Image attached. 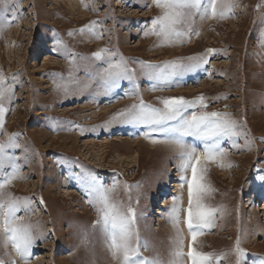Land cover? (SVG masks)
<instances>
[{"label":"rangeland","instance_id":"rangeland-1","mask_svg":"<svg viewBox=\"0 0 264 264\" xmlns=\"http://www.w3.org/2000/svg\"><path fill=\"white\" fill-rule=\"evenodd\" d=\"M237 5L229 18L197 15L193 29L199 35L170 45L144 35L161 14L152 0H9L0 9V23L10 22L0 33V73L12 93L0 143L18 134L19 145L6 149L19 174L5 191L29 202L18 213L22 223L33 225L28 264H115L99 230L91 227L97 212L87 202V178L118 185L114 198L136 210L135 228L147 244L142 257L159 256L165 264L177 233L175 205L187 253L188 186L182 176L190 180L191 170L181 171L175 146L146 139L145 125L112 120L141 98L163 108L160 101L170 97L197 101L186 116L218 112L238 126V136L221 141L224 161L232 167L201 163L205 183L215 189L205 203L222 206L224 216L217 213L215 226L204 230L195 247L228 253L220 264H236L239 238L241 264H264V0ZM92 21L95 35L79 31ZM102 48L119 53L113 62L124 57L132 79L105 88L97 73L107 63L92 55ZM166 62H175V70L165 68ZM142 63L172 74L156 79ZM184 140L203 154V141ZM0 260L23 264L11 246L0 245Z\"/></svg>","mask_w":264,"mask_h":264},{"label":"snow or ice","instance_id":"snow-or-ice-1","mask_svg":"<svg viewBox=\"0 0 264 264\" xmlns=\"http://www.w3.org/2000/svg\"><path fill=\"white\" fill-rule=\"evenodd\" d=\"M152 2L161 10V14L152 19L151 27L145 31L144 35L146 37L154 35L160 39L162 44L168 45L182 42L194 33L193 25L197 15L200 19L229 18L234 7L238 6L237 0H152ZM8 3L9 0H0V9L6 10ZM95 25L96 21H92L79 31L81 33L88 31L95 35ZM7 26H10L7 20L0 23V33ZM194 34L199 35L198 32ZM92 55L97 61L107 63V67L97 73L106 89L115 87L122 79H132L129 75L127 61L122 55L118 61L113 62L112 57L118 56L119 53L109 52L107 48H102ZM142 67L150 76L160 80H166L172 74V72L165 74L163 69H158L151 64L142 63ZM164 67L174 71L176 64L166 62ZM11 95V89L5 86L3 74L0 73V131L3 130L7 112L5 102L11 99ZM204 100L203 96L198 98L199 103L206 108ZM160 103L163 108H154L145 104L141 98L139 104H133L121 110L112 117V120L145 125L150 129V132L144 134L146 139H151L153 144L164 143L175 146L179 150L182 161L181 171L186 173L189 169L191 170L190 180L186 175L182 176V180L188 186V209L185 223L191 236V243L185 253L183 236L178 227L179 209L174 205L172 223L177 228V233L169 251L167 264H220L228 253L204 252L195 247L198 237L205 234L204 230L215 226L217 213L221 218L224 216L222 206L212 207L205 203L215 189L205 183L204 173L207 169L201 167V163L202 161L205 164L219 161V166L222 168L232 167L230 163L226 164L224 161L226 151L221 147V141L224 138L231 139L239 135L237 121L228 114L218 112H201L200 114L192 112L190 116H186L187 110L194 108L197 101H189L183 97L165 98ZM151 133H161L164 138L152 139ZM15 135L18 134L10 136L7 143H0V245L4 248L11 246L23 264H28L33 244V225L22 223L23 217L18 213L21 208L27 209L29 202L27 198L14 197L10 192L5 191L19 174V167L11 163L15 157H10L6 152L9 147H19L15 141ZM184 137H193L203 141V154H197L194 147L188 146ZM233 145L238 147L235 142ZM6 166L11 167V172L5 173ZM261 179L264 180V177ZM84 183L88 195L87 202L97 212V219L91 227L93 230H99L115 264H165L159 256L151 259L142 257L141 248L147 250V244H141L139 233L135 228L136 210L130 204L125 206L122 201L114 198L118 185L106 187L95 178H87ZM130 187L125 185L126 189ZM240 243V239L237 238L233 250V254L237 257L236 264H241L244 255ZM84 244L85 246L89 244L87 236ZM0 264H4V261L0 260ZM11 264H16V261L12 260Z\"/></svg>","mask_w":264,"mask_h":264},{"label":"bare ground","instance_id":"bare-ground-1","mask_svg":"<svg viewBox=\"0 0 264 264\" xmlns=\"http://www.w3.org/2000/svg\"><path fill=\"white\" fill-rule=\"evenodd\" d=\"M77 1V0H76ZM179 186V185H178ZM175 188V187H174ZM167 200L165 201V203H163V206L162 207H166L167 206ZM187 234V233H186Z\"/></svg>","mask_w":264,"mask_h":264}]
</instances>
